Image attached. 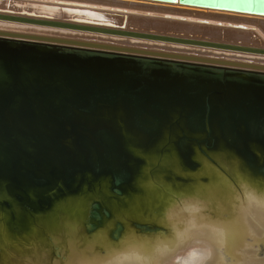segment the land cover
I'll list each match as a JSON object with an SVG mask.
<instances>
[{"label":"water","instance_id":"1","mask_svg":"<svg viewBox=\"0 0 264 264\" xmlns=\"http://www.w3.org/2000/svg\"><path fill=\"white\" fill-rule=\"evenodd\" d=\"M136 1L264 18V0ZM0 6L4 22L264 56L255 35L257 45L243 44L138 30L126 27V15L85 8ZM258 178L264 66L0 32V264L144 259L151 248L143 237L221 232L230 214L250 232L249 221L264 219ZM161 193L174 199V223L154 201ZM127 228L138 237L124 238ZM191 243L201 248L192 264H228L236 247L221 262L207 259L206 242Z\"/></svg>","mask_w":264,"mask_h":264},{"label":"bare ground","instance_id":"2","mask_svg":"<svg viewBox=\"0 0 264 264\" xmlns=\"http://www.w3.org/2000/svg\"><path fill=\"white\" fill-rule=\"evenodd\" d=\"M1 1V0H0ZM7 1V0H6ZM4 0V2H6ZM17 2H34L48 5H56L59 7L70 8H85L90 10H97L98 12L107 13L109 16L114 15H126L127 26L130 24H139L142 26H156L165 29H177L182 31H198L199 33H209L212 35H222L219 37H226L230 40L240 38L242 40L252 38L255 35L261 38L262 44H264V18L250 17L245 15H232L228 13H222L218 11H205L196 8L177 6L161 3H153L148 1H136V0H13ZM87 1V2H86ZM162 6V7H160ZM0 8H6L1 7ZM8 9L20 11L21 9L8 7ZM30 11L39 14L54 15L61 19L67 17L62 11H55L53 9L43 8H31ZM36 11V12H35ZM212 12V13H211ZM104 15V14H103ZM82 19H90L94 21H100L101 16L77 15ZM71 17H75L72 15ZM103 17V16H102ZM100 18V19H99ZM241 26L243 29H234V26ZM140 27V26H139ZM181 31V32H182ZM0 32L19 34L25 36L44 37L69 41H89L91 43H100L106 45H113L115 47L132 48L141 51L164 53L168 55H182L193 56L202 59H211L217 61H227L231 63H249L252 65L264 66V56L247 55L232 53L219 50H207L200 48H193L175 44H166L161 42L145 41L139 39H125L120 37H110L103 35H95L89 33H81L75 31H69L65 29H58L52 27L27 25L21 23H12L0 21ZM194 34V33H193ZM255 174V173H254ZM259 184L264 183L263 178H258ZM242 197V194L241 196ZM239 209V208H237ZM235 213V212H233ZM223 215V222L226 226L232 229L234 225L236 230L240 231L238 236H234L233 240H223L225 244H218L219 253L220 248L226 250L230 244H234L243 253L242 256H235L237 253L233 251L229 253L232 259H229L228 264H264V257H260L259 250L264 248V219H254L249 221L251 224V230L248 231L241 221V218L237 216ZM224 228V225H223ZM228 228V227H227ZM189 239L182 243H177L167 254H161L163 247H168L171 237L161 238V240L149 239L145 243L149 244L150 248L156 247L159 251L155 254L157 259H148L150 264H187L193 263L191 260L185 259L187 255L195 250L198 253L201 250L199 245L191 243L193 241H204L207 244L209 242L203 233H207L205 229H196L191 231ZM240 236V237H239ZM144 239V238H143ZM233 241V242H232ZM227 242V243H226ZM162 243V244H161ZM232 244V245H233ZM158 246V247H157ZM162 247V248H161ZM182 248V249H180ZM161 250V251H160ZM208 254L211 256L214 252L211 251L210 244L208 245ZM195 253V252H193ZM191 255V254H190ZM207 259H209V257ZM79 257V256H77ZM222 262V257L219 259ZM195 257L194 259H196ZM145 259H113L106 264H142ZM147 264V263H146ZM212 264V263H208ZM220 264H223L220 263Z\"/></svg>","mask_w":264,"mask_h":264},{"label":"rangeland","instance_id":"3","mask_svg":"<svg viewBox=\"0 0 264 264\" xmlns=\"http://www.w3.org/2000/svg\"><path fill=\"white\" fill-rule=\"evenodd\" d=\"M160 7H162V6H160ZM66 16L67 17H71V15L68 16V14H66ZM128 24L129 25H132V27L134 29H138V30L161 32V33H169V34H184V35H192V36H196L197 35V36H200L202 38H209V39H212V40H219V41L220 40H226L227 39L224 36L223 37H219V36H222V35H212V34H209V33H199L196 30L191 31V33H189L190 32L189 30L188 31H182V30H177V29H165V28H162V27L149 26V25L142 26V25H139V24H130V23H128ZM259 30L264 32L263 29H259ZM227 40L229 41L230 39H227ZM230 41H232V42H241L243 44H253V45H257V42L254 39H251V38L244 39V40H242L240 38H237L235 40H230ZM178 196H186V197L189 196V197H191V196H194V194L193 193L181 192V193H179ZM200 196L203 197V195H200ZM154 198H155L154 201H159V202L164 203L167 206L168 210H169V212L165 211V215H164V218H163L164 221L167 224L171 223V221L174 223V221H176V220L173 217V215H174L175 212L177 213V211H176L177 210L176 204L173 205L174 199H170L168 197V195L167 194H164V193L158 194ZM230 226H232V229H230L229 226H226V227L224 226V228L222 229L221 232H218V231H216V229H213L212 228V231L211 232H209L210 230H205V231H207V233H203V236H206V239H207V241L210 244L211 251L214 252L213 255L211 254V256L209 254H207V257L210 256L209 259H216L219 256V254H222L221 248H220V253H219V246H218V244H225L223 242V240H227V241L228 240H233V237L234 236H238V234H239L240 231L236 230V227L234 225H230ZM168 227H170V225H168ZM189 230H192L193 231V229L191 227H189ZM101 234H103V231H101ZM189 234H192L191 231L188 232V233L182 234V235H178V236L170 235L168 233V231L165 232L164 235H161L160 233H151L150 236L143 237L144 238L143 241L144 242L145 241L149 242L148 241L149 239H155V238H157V240H161V238L171 237V239H173V240H170V242H169L170 244L168 245V247H163V250L164 251L161 252V254H167L169 252V250H171L173 247H175V245L177 243H182L183 241L188 240L189 239ZM97 235H99V233H97ZM137 237L138 236H135L134 231L132 229H128L127 228L125 230V232H124V238H128V239L132 238V239H135ZM103 244H104L105 248H107V247H109L111 245L113 246V243L108 238H106V240L103 241ZM195 250H192L187 255V257L185 259H188V257L190 256V254H191L192 257L194 255L198 254V250H197V252ZM158 251L159 250L156 247H154L153 249H150L149 250V252H150L149 256L150 257L144 258L145 260L143 261L142 264H146V263L147 264H150V262H149L148 259H157V256L155 254ZM193 252H195V253H193ZM219 259H220V257H219ZM187 264H192V263H187Z\"/></svg>","mask_w":264,"mask_h":264}]
</instances>
